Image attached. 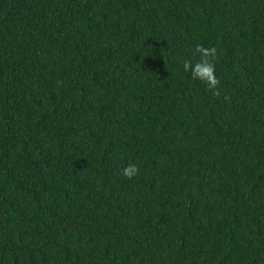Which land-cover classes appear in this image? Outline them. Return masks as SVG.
Returning <instances> with one entry per match:
<instances>
[{
    "label": "trees",
    "instance_id": "1",
    "mask_svg": "<svg viewBox=\"0 0 264 264\" xmlns=\"http://www.w3.org/2000/svg\"><path fill=\"white\" fill-rule=\"evenodd\" d=\"M0 264H264V0H0Z\"/></svg>",
    "mask_w": 264,
    "mask_h": 264
},
{
    "label": "clouds",
    "instance_id": "2",
    "mask_svg": "<svg viewBox=\"0 0 264 264\" xmlns=\"http://www.w3.org/2000/svg\"><path fill=\"white\" fill-rule=\"evenodd\" d=\"M194 51L199 54V59L194 64L191 60H184V70L187 72L191 69L192 78L204 82L207 87L212 90L213 96L219 97L220 91L218 85L220 81L215 76V67L213 63V60L216 58L217 49L215 47H204L198 44ZM224 99L228 100L229 98L225 96ZM138 171L137 165L129 164L122 169L121 175L131 179Z\"/></svg>",
    "mask_w": 264,
    "mask_h": 264
}]
</instances>
